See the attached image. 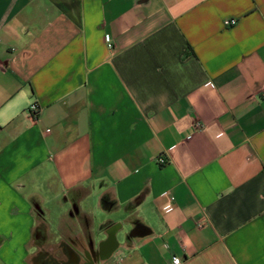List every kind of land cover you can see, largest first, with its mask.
Masks as SVG:
<instances>
[{
	"label": "crops",
	"instance_id": "1",
	"mask_svg": "<svg viewBox=\"0 0 264 264\" xmlns=\"http://www.w3.org/2000/svg\"><path fill=\"white\" fill-rule=\"evenodd\" d=\"M174 256L264 264V0H0V264Z\"/></svg>",
	"mask_w": 264,
	"mask_h": 264
},
{
	"label": "built area",
	"instance_id": "2",
	"mask_svg": "<svg viewBox=\"0 0 264 264\" xmlns=\"http://www.w3.org/2000/svg\"><path fill=\"white\" fill-rule=\"evenodd\" d=\"M237 22V20L235 18H230L225 20V24L226 25H233ZM109 46H112V44H109ZM29 112L31 113V116L37 120L39 118V114L41 112V107L38 104H33L31 105V107L29 108ZM159 161L161 163H165L166 159L164 157L159 158ZM182 262L180 257L174 256L172 259V263L173 264H180Z\"/></svg>",
	"mask_w": 264,
	"mask_h": 264
}]
</instances>
